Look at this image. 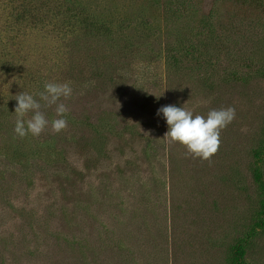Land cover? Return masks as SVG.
I'll list each match as a JSON object with an SVG mask.
<instances>
[{"label": "rangeland", "instance_id": "obj_1", "mask_svg": "<svg viewBox=\"0 0 264 264\" xmlns=\"http://www.w3.org/2000/svg\"><path fill=\"white\" fill-rule=\"evenodd\" d=\"M166 105L236 116L205 160ZM0 264H264V0H0Z\"/></svg>", "mask_w": 264, "mask_h": 264}, {"label": "clouds", "instance_id": "obj_2", "mask_svg": "<svg viewBox=\"0 0 264 264\" xmlns=\"http://www.w3.org/2000/svg\"><path fill=\"white\" fill-rule=\"evenodd\" d=\"M44 90L40 92L39 100L33 94L21 92L15 96L14 133L19 138L31 134L39 136L48 126L49 121L41 111V102L45 106L56 105V117L51 121L53 132L59 133L67 127L66 115L68 109L63 103H57L61 97L67 99L72 95V87L69 83L46 82ZM160 95L156 98L159 99ZM31 117L28 118V114ZM157 116L165 120L168 131L163 138L171 142L184 145L187 151L196 158L209 159L215 154L220 145L221 131L235 119L236 111L233 107L212 109L206 116L194 115L190 110L175 105L161 106L157 109Z\"/></svg>", "mask_w": 264, "mask_h": 264}, {"label": "trees", "instance_id": "obj_3", "mask_svg": "<svg viewBox=\"0 0 264 264\" xmlns=\"http://www.w3.org/2000/svg\"><path fill=\"white\" fill-rule=\"evenodd\" d=\"M260 180H261V178H260ZM238 257H240V254H239V256Z\"/></svg>", "mask_w": 264, "mask_h": 264}]
</instances>
